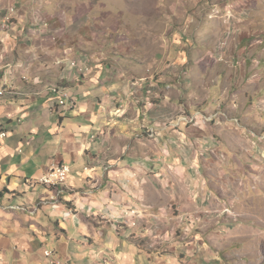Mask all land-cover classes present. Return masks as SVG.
<instances>
[{
	"label": "crops",
	"instance_id": "1",
	"mask_svg": "<svg viewBox=\"0 0 264 264\" xmlns=\"http://www.w3.org/2000/svg\"><path fill=\"white\" fill-rule=\"evenodd\" d=\"M135 2L139 22L155 12L150 31L107 11ZM200 4L0 0V264H49L46 250L72 264H189L203 252L198 231L227 194L216 165L234 161L228 135L249 114L221 105L225 75L209 68L224 66L216 48L230 36L206 31L191 13ZM184 115L197 121L175 128ZM54 165L71 168L67 181L37 183Z\"/></svg>",
	"mask_w": 264,
	"mask_h": 264
},
{
	"label": "rangeland",
	"instance_id": "2",
	"mask_svg": "<svg viewBox=\"0 0 264 264\" xmlns=\"http://www.w3.org/2000/svg\"><path fill=\"white\" fill-rule=\"evenodd\" d=\"M159 2L161 0H153V4ZM201 4L190 11L195 12L197 20L202 21L201 25H207L204 27L206 31H227L230 36L227 41L223 37L216 48L218 59L225 55L219 59L224 66L220 68L213 64L209 68L225 75L226 82L219 91L221 105L233 107L231 109L238 113L235 119H241L245 113L249 116L246 118L248 123L242 121L240 124V120H236L238 126L229 132L230 147L224 154L233 156L234 161L226 165L225 159L220 158L221 165L214 164L217 173L225 171L230 178L234 174L243 177L234 185V180L228 181L226 176L222 182L216 178L212 180L227 194L222 196L224 201L213 208L211 219L198 231L202 234L199 245L203 252L197 251L189 264H264V0H201ZM118 6L123 7L121 11L111 4L107 11L117 18L124 13L125 22L130 23L126 24L128 31H150L151 19L148 18L152 15L155 19L154 11H145L143 20L139 22L136 2ZM159 18L157 15L156 21ZM215 39L216 42L220 39L218 33ZM246 39L249 41L244 45ZM226 78L232 79L230 83ZM214 117L218 115L203 116V123L211 122ZM194 127H199L197 122ZM209 151L216 153L213 149ZM134 215L139 214L135 211ZM138 222V219L131 220V227L134 224L137 227Z\"/></svg>",
	"mask_w": 264,
	"mask_h": 264
},
{
	"label": "built area",
	"instance_id": "3",
	"mask_svg": "<svg viewBox=\"0 0 264 264\" xmlns=\"http://www.w3.org/2000/svg\"><path fill=\"white\" fill-rule=\"evenodd\" d=\"M70 64L72 68H76V61H71ZM59 96L60 98L58 99L57 104L60 107H65L70 110L74 108V103L70 102V97L61 96V95ZM192 121H197L196 116L184 115L182 122L179 125H177L175 128L180 126L182 123L190 125V122ZM6 136H7L6 131H2L0 137L5 138ZM58 167H65V173H71V168L67 165H61V166L54 165L50 168L49 172L44 177H42L37 183L51 186V182L62 175V174H58ZM44 256L49 261V264H72V261L70 259L61 260L57 257V255L54 252L49 250L44 251Z\"/></svg>",
	"mask_w": 264,
	"mask_h": 264
},
{
	"label": "bare ground",
	"instance_id": "4",
	"mask_svg": "<svg viewBox=\"0 0 264 264\" xmlns=\"http://www.w3.org/2000/svg\"><path fill=\"white\" fill-rule=\"evenodd\" d=\"M52 92L54 93H57V94H60L61 90H59L58 88H51ZM184 117H182L180 120H179V123L183 120ZM193 123V121H192ZM58 174H62L61 176H59L58 178H56L54 181L51 182V186H47V185H44V186H47V187H56L60 184H63L64 182L67 181V178L68 176L70 175V173H65V167H58Z\"/></svg>",
	"mask_w": 264,
	"mask_h": 264
},
{
	"label": "trees",
	"instance_id": "5",
	"mask_svg": "<svg viewBox=\"0 0 264 264\" xmlns=\"http://www.w3.org/2000/svg\"><path fill=\"white\" fill-rule=\"evenodd\" d=\"M3 95V94H2ZM138 245H141L140 243H137Z\"/></svg>",
	"mask_w": 264,
	"mask_h": 264
}]
</instances>
